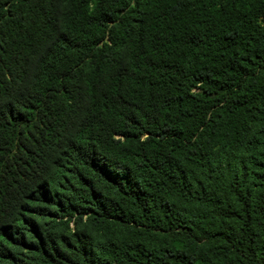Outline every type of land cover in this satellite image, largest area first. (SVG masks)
<instances>
[{
    "label": "trees",
    "instance_id": "1",
    "mask_svg": "<svg viewBox=\"0 0 264 264\" xmlns=\"http://www.w3.org/2000/svg\"><path fill=\"white\" fill-rule=\"evenodd\" d=\"M0 264H264V0H0Z\"/></svg>",
    "mask_w": 264,
    "mask_h": 264
},
{
    "label": "clouds",
    "instance_id": "2",
    "mask_svg": "<svg viewBox=\"0 0 264 264\" xmlns=\"http://www.w3.org/2000/svg\"><path fill=\"white\" fill-rule=\"evenodd\" d=\"M92 7H94V5L90 4V5H89V8L91 9Z\"/></svg>",
    "mask_w": 264,
    "mask_h": 264
}]
</instances>
